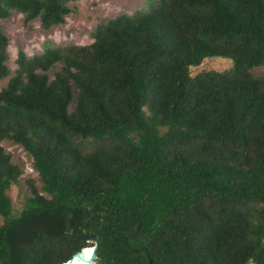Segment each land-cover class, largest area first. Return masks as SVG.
<instances>
[{
  "label": "trees",
  "instance_id": "trees-1",
  "mask_svg": "<svg viewBox=\"0 0 264 264\" xmlns=\"http://www.w3.org/2000/svg\"><path fill=\"white\" fill-rule=\"evenodd\" d=\"M77 1L0 0V21L49 30ZM90 38L20 49L11 76L0 23V264L95 243L96 264H264V0H146ZM208 58L232 66L192 76ZM2 142L40 182L18 210Z\"/></svg>",
  "mask_w": 264,
  "mask_h": 264
},
{
  "label": "rangeland",
  "instance_id": "rangeland-1",
  "mask_svg": "<svg viewBox=\"0 0 264 264\" xmlns=\"http://www.w3.org/2000/svg\"><path fill=\"white\" fill-rule=\"evenodd\" d=\"M146 0H79L70 3L71 13L66 17L63 25L52 27L49 30H43L38 20L24 23L22 14L13 12L11 17L1 20L2 29L9 40L8 54L9 61L7 63L11 76L16 70L15 59L18 50H23L28 56L41 54L43 46L46 43H53L57 46H66L69 44L89 45L92 43L90 34L94 28L122 14L132 15L136 11L144 9ZM231 62L221 58H208L203 61L199 67L190 69L192 76L202 71H224L230 69ZM251 73L256 76L264 75V67L254 68ZM10 77L0 80V90L7 84ZM75 97L77 90L73 89ZM74 110V104L69 108ZM4 149L11 153L16 163L23 165V175L18 186H12L8 195L12 199L14 208L21 209L24 205L26 195L29 189L25 183L26 179L35 181V185L40 187L38 176L32 170L31 160L26 153L17 145L8 142H2ZM2 218L0 217V225ZM94 264H96L94 262Z\"/></svg>",
  "mask_w": 264,
  "mask_h": 264
},
{
  "label": "water",
  "instance_id": "water-1",
  "mask_svg": "<svg viewBox=\"0 0 264 264\" xmlns=\"http://www.w3.org/2000/svg\"><path fill=\"white\" fill-rule=\"evenodd\" d=\"M92 247V253H91V257H90V262L94 263L95 262V259H96V249H97V243H95ZM85 251V248L76 252L75 254H73L71 256L70 259L66 260L64 263H67V264H70L75 258H82V255ZM63 263V264H64ZM71 264H74V263H71Z\"/></svg>",
  "mask_w": 264,
  "mask_h": 264
},
{
  "label": "bare ground",
  "instance_id": "bare-ground-1",
  "mask_svg": "<svg viewBox=\"0 0 264 264\" xmlns=\"http://www.w3.org/2000/svg\"><path fill=\"white\" fill-rule=\"evenodd\" d=\"M91 253H92V247L85 248V251L82 255V258L81 257L75 258L71 263H74V264H94V263L90 262ZM64 264H67V263H64Z\"/></svg>",
  "mask_w": 264,
  "mask_h": 264
}]
</instances>
